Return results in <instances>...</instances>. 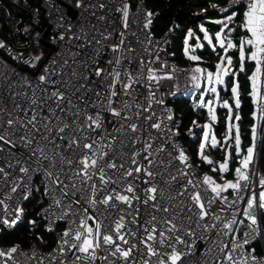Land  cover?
Here are the masks:
<instances>
[{"label": "built area", "instance_id": "obj_1", "mask_svg": "<svg viewBox=\"0 0 264 264\" xmlns=\"http://www.w3.org/2000/svg\"><path fill=\"white\" fill-rule=\"evenodd\" d=\"M37 1L8 0L14 13L7 19L4 31L0 28L2 52H0V131L13 133L10 138L16 145L10 148L9 145L0 142L4 149L0 151V167L7 173L6 176L0 173V202H2L0 203V235L3 232L15 231L24 203L40 193L43 202L36 218L41 221L42 230L52 238L38 235L37 240L35 231L29 229L26 244L0 241V251L6 253L0 256V264H88L87 261H75L73 254L75 250L68 251L67 246L63 253L60 251L63 233L69 229L71 221H78L86 215L83 212L84 208H88L87 215H94L102 225L109 228H114L115 222L123 217L126 225L123 231L131 229L137 233L135 237H127L129 244L136 245L127 260L122 259L119 254L110 255L112 246L102 244L96 249V259L92 264H144L145 259H148L149 264H157L159 257L144 255L146 249L140 243L144 235L143 226H148L144 222L150 219L149 214L157 219L175 214L178 223L183 221L181 235L185 240L196 245L192 255L184 257L188 264H217L223 259V254L219 251L220 241L228 242L231 237H225L221 231L217 238V230L222 221H215L211 216L199 221L192 215L189 220L190 211H195L189 199V194L194 189L189 185L187 192H184L182 185L186 180L191 179L202 198L205 200L211 198L214 193L210 190L205 191L207 186L202 183L203 176H212L221 184L226 180L235 181V170L241 167L239 161L247 155L249 148L253 149L252 160L247 169L249 181L241 182L243 187L240 193L241 199L232 208L217 199L216 203L211 205V210L225 219L236 215L238 220H245L243 225L236 226L239 228L237 235L243 243L244 233H248V242L234 255L236 258H240L241 253L249 257L255 256L256 260L249 259L248 264H264V227L261 217L264 209L255 208L254 215L257 218L255 226L242 216L250 195L255 193L258 197L259 193L264 191V185L260 183L264 179L261 170L264 119L261 118L260 104L255 102V113L258 112L255 144L237 154L232 173L230 164L227 172L217 170L216 173H212L193 160H188L191 166L185 168L177 158L186 148L181 136L182 113H176L171 103L176 97L194 91L196 82L191 79L190 71L185 65L173 60L174 53L170 47L177 30L169 28L160 35L155 34L149 25V8L146 0H40L39 5ZM125 8L128 12L127 27L124 26ZM225 9L227 11H224ZM196 10L201 14L215 12L220 15L235 12L234 22L229 25L234 31L228 33L225 30V34L230 36L232 42L236 40L237 28L240 26L244 29L243 17L247 10L244 0L209 1L207 9L196 8ZM42 13L50 24L46 39L52 46V48L46 46L50 55L44 63L42 62L48 53L41 46L44 45L41 39L45 29ZM114 48L117 50L113 51ZM117 61L119 64L116 63ZM150 69L155 71L157 80L148 79ZM97 70H102L101 75L95 74ZM116 72L120 73L119 79L123 83H132L128 77L129 73L139 80L128 89V95H124L121 84L116 83L117 96L111 97L113 103L109 106L108 93L113 84V75L110 73ZM40 76L46 77L44 82L39 80ZM168 76H171V79H168ZM202 87L200 83L198 88ZM258 88L260 94L264 95V71L261 73ZM53 92L64 95L65 99L62 103H58L57 98L51 96ZM97 92L99 96L96 95ZM153 93L155 95H152ZM33 98L37 100L39 106L31 104ZM125 102L130 107L125 108ZM109 107L119 111L120 116L112 115ZM49 109L53 111L50 112ZM145 109L149 110L145 111ZM33 114L37 116L38 126L51 125L52 130L48 139L54 142L45 146V141L40 139V134L44 132V128L41 127V133H33L29 137L33 139L32 146L35 147L37 142L45 146V153L56 161L55 166L43 159L33 163L37 158L29 159L31 151L21 142V136L30 132L31 127H21L20 120H27ZM97 114L102 127L95 130L86 128V116L96 117ZM9 118L16 121L11 128H7L5 123ZM65 123L77 130L72 132L66 129L65 133L60 134L64 135L65 139L59 140L56 129ZM133 123L138 125L136 132H132L129 127ZM153 123H160V128L150 127ZM80 129L84 130L80 131ZM110 134L117 138L115 143H109ZM73 136L77 139L81 137L90 139L81 140L79 148L74 145V150L68 149L67 141ZM101 136L105 139L95 144L94 150L99 154L100 145L103 144V150L108 152V155L98 159V163L106 165L114 162L118 165L116 169L104 168L106 178L111 177L115 184L110 181L106 186L102 185L95 169H89L90 173H96L92 176V180L82 183V177L75 175L80 167L76 161L85 151L82 144L91 142L92 139H99ZM144 141L152 144L149 150L151 163L144 159L148 154L141 146ZM161 148L163 151L160 150ZM136 150L141 153L135 157L139 165L142 169L148 167L154 173L153 177H148L143 170L140 173L134 172L133 176L125 175L126 169H135L137 166L131 163ZM62 157L71 159L72 164L65 163ZM8 164L11 167H8ZM120 164H123L124 168H119ZM21 166L28 168L26 174L20 172ZM49 172L52 173L51 177L48 175ZM182 172H186L187 175H181ZM57 176L61 183L55 182ZM172 176H176L177 179L172 180ZM145 180L148 183H145ZM73 183L76 185L75 189L72 188ZM93 183L96 184L97 201L109 194L135 196L139 199H132L131 207L115 199L108 205L100 203L90 205L86 201L89 197L90 185ZM153 184L158 188L157 200L149 201L145 205L143 201L149 195L145 189L152 187ZM129 185L135 190L133 193L126 191ZM13 188L16 190L13 191ZM65 192H67L66 196ZM178 192H184V195H178ZM221 195L227 197L228 201L237 199L236 193L231 189ZM56 200L60 201L59 206L54 203ZM77 200H79L78 204L71 205L72 213L62 215L68 211L69 201ZM153 204L158 208L167 207L169 212L157 211L152 207ZM222 206L225 211L220 213ZM134 219L135 223H133ZM34 221L30 219L29 223L32 225ZM88 223L93 225L92 220ZM212 223H216L217 228L203 229L202 225ZM198 224L201 226L198 227ZM162 226L166 227L157 225L158 228ZM102 231L111 234L107 233L106 229ZM188 231L193 233L191 237L186 235ZM122 246L128 247L127 244ZM155 246L161 254L172 251L171 247L162 248L158 241ZM175 247L181 252L187 251L183 245L177 244ZM12 248H16V252L7 255ZM75 254L83 255V253ZM105 256L107 260L102 259ZM164 258L167 260V257Z\"/></svg>", "mask_w": 264, "mask_h": 264}, {"label": "snow or ice", "instance_id": "obj_2", "mask_svg": "<svg viewBox=\"0 0 264 264\" xmlns=\"http://www.w3.org/2000/svg\"><path fill=\"white\" fill-rule=\"evenodd\" d=\"M246 3V12L244 13V22L242 27L247 30V33L249 34L247 38H241L239 40V43H233L232 39L229 35L225 34V30L228 31V33H231L234 31V29L230 28L229 25L234 22V17L236 15L235 12H233L231 15H228L226 18L214 21V23L221 25V29L215 33V39L221 49L224 51V55L220 58V61L215 65V71H208L206 69L196 67L193 69L194 73H199V75H193L191 79L196 82V87H200L201 81H205L208 85L207 89L203 93V95H207L208 93L215 94L218 96L217 87L216 85H223L225 83V77L231 75L235 77L237 75V70H234L233 65V58L228 55V51L230 49H236L239 54V60H240V66L239 70H243V64L246 60H250L255 62V72L250 77V80L252 81V96L257 100V103L260 104V112H261V118L264 119V95L260 94L259 88H258V82L261 77L262 71H264V0H244ZM215 7V6H213ZM224 11H227L225 9ZM124 14V21H125V27H127V17L128 12L127 8L123 10ZM150 16L151 13H148ZM150 23V21H149ZM147 26V25H146ZM200 31L204 35V40L208 42V44L213 43V37L209 35L208 30L204 28L203 26L200 27ZM193 32L190 30L188 32V38L193 37ZM197 41H199V37H196ZM187 43V42H186ZM197 47H203L202 44L197 43ZM246 49L248 51L246 52ZM117 48H114L113 51H116ZM194 50V49H193ZM185 53L189 55V58L191 60H199V57L195 55L189 54V48H185ZM119 64V61L116 62ZM102 70H97L96 75H101ZM113 75V84L110 86V91L108 93L109 96V106L113 103L111 97L117 96V92L115 91V84L120 83L121 89L123 91L124 95H128V89H131L134 84L138 83L139 78L133 77L131 73L128 74L129 79L132 81V83H123L120 81V73L116 72ZM168 79H171V76L167 77ZM46 79L45 76H40L39 80L41 82H44ZM150 80H157L158 78L155 75V71L150 69L149 70V77ZM233 97L235 99V107L238 109L240 107V97H239V84L235 83L234 86L231 89ZM97 96H99V93H96ZM152 95H155L154 93ZM51 96H54L57 98L58 103H62L65 99L64 95L59 92H53L51 93ZM162 103V101H161ZM215 103L214 100H208L205 101L204 99L200 100V105L208 109V114L210 116L211 121L216 120V114H215V107L213 106ZM32 105H38V102L35 98L31 100ZM19 107V105H17ZM130 107L125 102V108ZM221 107L229 109V113L232 111V106L229 105L227 101H224L223 104H221ZM150 108V104H149ZM149 109H145V111H148ZM50 112H52V109H49ZM109 111L112 115L120 116V112L116 111L115 109H112L109 107ZM171 118V117H169ZM43 119V118H42ZM59 119V117H57ZM126 119V118H125ZM146 119H151V117H146ZM232 117L229 115V120H231ZM235 119L238 121L240 119L239 115H236ZM100 117L99 114H97L96 117L93 116H86L85 118V127L88 129L95 130L96 128L102 127L101 123L99 122ZM90 122V123H88ZM7 128H11L14 123H16L15 120L12 118H9L6 122ZM195 123V122H194ZM21 127L30 126L31 131L26 133L25 135L21 136V142L25 148H29L31 151V157H36L37 159L33 161V163L38 162L40 159L47 160L49 164L55 166L56 161H53L46 153H45V146L52 144L54 141L48 139V135L51 132V125L50 124H43L41 126H38L37 122V116L36 114H33L29 119L27 120H20ZM41 127L44 128V132L41 133ZM132 132H136L138 129V125L131 124L129 125ZM150 127L159 129L160 123H153L150 125ZM208 129V131L204 132L203 134V143L199 146V153L198 155L208 164H214L215 162L210 159L207 155L204 154V149L206 146L216 147L218 145V142L216 140L215 135H211L212 125L211 123L204 126ZM232 127H236V134H235V147L236 150L239 151L240 148V134H239V128L236 125H230L229 130L231 131ZM66 129L75 132L77 129H72L69 124H63V126L56 129L59 140H64L65 136L60 135L65 133ZM84 129H80V131H83ZM253 131H255L253 129ZM33 133H41L40 139L45 141V146H41L38 142L35 147H33V139L29 138L33 135ZM13 135V133H8L7 131H0V142L3 144L9 145L10 148L16 147V145L13 143L10 136ZM111 139L109 140V143H115L116 137L114 135H111ZM90 138L88 137H81L80 139H77L75 136H73L72 139L67 141L66 147L68 149H73V146L75 145L77 148L81 146V140H88ZM105 137L101 136L99 139H92L91 142H85L82 144L83 151L80 158L76 161V163L80 166L76 172L75 175L77 177H82V183H87L88 181L92 180V176L96 173L99 174V179L101 181L102 185H107L110 181L111 183L115 184V181L111 180V177L106 178V174L104 171V168H112L116 169L118 165L114 162H109L106 165H102L98 163V159H102L104 156L108 155V152L104 151V145L101 144L99 151V154L94 150V145L97 143H100V141L104 140ZM121 144L123 145V142L121 141ZM142 148H144V152L148 153L144 156L145 160H149V156L151 153L149 150L152 148V144L144 141L142 143ZM229 147H231L229 145ZM2 145H0V151H3ZM74 150V149H73ZM163 151V149H160ZM140 151L136 150L134 152V155L131 159V163L134 165H137L135 169H126L125 175L126 176H133V173H140L142 170L145 172V174L148 177H153L154 173L148 168L142 167L139 165L138 161L136 160V156L140 155ZM231 153H226V157L230 155ZM253 155V149L249 148L247 150V155L239 161L241 167L236 168V179L235 181L232 180H226L223 184L217 183L215 179H213L212 176L204 175L202 179V183L206 185L205 191H211L214 193V196L211 198L205 200L202 198L200 191L197 189L196 185L193 184V181L191 179H188L184 182L182 187H184V192H187V186H192L194 191L189 194V199L192 202L195 211H190L189 220H191V216L194 215L198 218L199 221L206 220L208 217H212L215 221H222L220 224V227L217 230V238H219L220 232L223 231V235L225 237H231V239L228 242L220 241L219 243V251L223 254V259L219 260L217 264H248V260L251 259L253 261L256 260L255 256L249 257L248 255L241 253L240 258L235 257V253L238 249H242L243 245L248 242L247 237L248 233H244L243 243L240 242L241 238L237 235L239 228L236 227L237 225H243L245 223L244 219H237L236 215L231 216L230 218L225 219L222 215L212 212L211 205L216 203L217 199H220L224 201L229 208H232L233 205L237 204L238 201L241 199L240 193L243 190L242 181H249V175L247 174V169L249 167V163L252 160ZM184 165L185 168L190 167L191 165L188 164V158L184 154L183 151H181L177 157ZM65 163L71 165L72 161L71 159H68L66 157H62ZM20 163V161H17ZM149 163L151 161L149 160ZM5 164H7V161H5ZM8 167H11L10 164L7 165ZM228 162L227 158L225 159V162L218 164V169L214 167L212 170L213 172H216L219 170L220 172H227L228 171ZM119 168H124L123 164L119 165ZM89 169H95L96 173H90ZM20 172L27 173L28 168L27 167H20ZM0 173H3L5 176L7 173L4 172V168L0 167ZM49 177L52 176V173H48ZM181 175L186 176V172H182ZM172 180H176V176L171 177ZM56 183H61L59 180V177H56ZM145 183H148L147 180L144 181ZM262 185H264V179L260 181ZM67 187V185H65ZM76 185L73 183L72 188L75 189ZM229 189L233 190L236 193L237 199L233 201H228L227 197L222 196L221 194L223 192L228 191ZM16 189L13 188V191ZM101 191H103V188H101ZM126 191L129 193H133L135 190L129 185L126 188ZM147 193H149L148 197L143 201L145 205L149 203V201H156L157 196L156 193L158 191V188L155 184H153L152 187L145 189ZM162 191V189H161ZM184 192H178V195L183 196ZM75 194V192L73 193ZM64 195H67V192L64 193ZM96 184L93 183L90 185V192L89 197L87 199V203L90 205H94L96 203H100L103 205H108L113 199L116 201L128 204L129 207H131L132 199H139V197H129L128 195L123 194H116L115 196H112L111 194L102 197L99 201L96 200ZM2 203V202H0ZM56 205H60V201L56 200L54 201ZM73 203L78 204L79 200L72 202L69 201L68 204V211L62 213V215H70L72 213V207L71 205ZM207 205V206H206ZM152 207L156 209L157 211H163L165 213L169 212V209L167 207L158 208L157 205L153 204ZM259 207L260 209H264V191L260 192L258 197L255 193H252L249 197V199L246 201V208L244 209L242 216L245 217L248 221L251 222L252 226H255L257 224V218L254 215L255 208ZM225 211V208L222 206L219 210L220 213H223ZM83 212L86 214L84 217L80 218L78 221L73 220L71 221L70 227L68 230H66L63 233L62 237V243L60 246L61 253L64 252L65 246H67L68 251H73L75 256V261H87L88 264H92V261L96 259V249L100 248L101 245H107L112 246V251L109 253L112 256H116L119 254V256L122 259L127 260L131 254L133 249L136 247L134 244H129V241L127 239L128 236L135 237L137 233L135 231H132L131 229H128L127 231H123L126 229V225L124 223V218L121 217L118 221L115 222L114 228H109L106 225H102V223L97 220V218L94 215H87L88 208H84ZM150 215V219L148 221H145V225L143 226L144 235L141 237L140 243L144 246L146 249V255L147 257L151 256H157L159 257L157 264H188L187 261L184 260V257L192 255L193 251L196 248V245L193 243H190L189 241L185 240L183 238V235H181L183 229L181 225L183 224V221H179V223L176 220L175 214H172L169 217H161L160 219H157L155 216ZM89 220L93 221V225H90L88 223ZM7 223V221H5ZM135 219L133 220V223H135ZM164 225L166 227H157V225ZM200 227L201 225H197ZM204 230H207L209 228H217L216 223L212 224H204L202 225ZM102 229H106L107 233L102 231ZM188 237H191L193 233L191 231H188L186 233ZM159 242L160 246L163 247H171V252H165L161 254L158 249L156 248V243ZM127 244L128 247L125 248L122 245ZM183 245L185 249H187L186 252H181L179 249L175 247V245ZM16 248H12L7 255H10L13 252H16ZM75 253H83V255H76ZM6 253L0 251V256H4ZM167 257V260L164 258ZM102 259L107 260V256L103 257ZM144 264H149L148 259H145Z\"/></svg>", "mask_w": 264, "mask_h": 264}, {"label": "trees", "instance_id": "obj_3", "mask_svg": "<svg viewBox=\"0 0 264 264\" xmlns=\"http://www.w3.org/2000/svg\"><path fill=\"white\" fill-rule=\"evenodd\" d=\"M209 1H222V0H146L149 8V13H151V15L149 16V21H150L149 25L154 33L162 34L166 29L169 28H175L177 30L176 35L173 37V42L170 49L172 53H174V56L177 59L178 63L184 64L183 63L185 60L184 42L187 33L191 29H196V28L198 29L201 22L204 21V18L209 13H213V12H209L206 14H201L199 11L196 10V8H200L202 10L207 9ZM238 18L239 19L241 18L240 13ZM209 24L214 29L220 28V25L217 26L216 23L214 22L213 23L209 22ZM235 35H236L235 42H239V40L244 35V32L243 33L241 32L240 26L237 28ZM41 46L43 47L45 52L48 53L49 48H47L45 45H41ZM199 52L202 58L205 59L202 61V63L215 70V65L219 62L222 52L220 50H214L210 45H206L202 50H199ZM237 61L239 60L236 59L234 61V65L235 63H237ZM254 67H255V62L246 60L245 66L242 71H240L239 68H235L238 72L237 80L240 82L241 88H245L247 87V85L249 86V84L251 83L250 77L254 70ZM233 84H234V77L230 75L227 78L226 89L221 88L223 96L228 97L231 101H233V94L231 91ZM190 94L191 92L176 97L171 104L176 113L178 112L182 113L183 123L181 127V136L186 145L185 150L192 152L194 156H197L199 145L202 142V138H203L202 128L198 126V123L203 124L207 120V110L203 106L197 104L196 102V99H198L199 96H201V93L196 94L194 99L193 97L190 96ZM239 95L242 101V105L239 112L238 113L235 112L232 119L234 120L236 115L239 114L240 119L238 121L236 120V122H240L241 125H243L245 122H249L253 120L252 115L255 114V106H254L252 92L249 94L248 92L244 93L243 90H240ZM227 117H228V113L226 112L225 109H221V108L217 109L216 131L219 135H221L222 132L226 129ZM243 135H244L243 144L247 143L246 144L247 147L243 148V150H246L248 147L252 145V143H248L249 137L246 134ZM222 138L224 137L222 136ZM229 145L231 147H229ZM234 147H235L234 142H230V141H227L226 143H221L216 147L206 146L205 152L215 163L210 165L203 162L200 163L199 165L208 168L212 173H216L213 172L212 169L214 167L218 168V162L224 161L226 159V153L230 149L231 152L233 153L230 158V167L232 173L236 164L235 157H237L236 152L235 153L233 152ZM261 170L264 173V144L261 154ZM37 195L42 196L40 193ZM37 195H34L29 200H27L24 203L23 208L27 203L31 204L33 200H35V197ZM42 202L43 199L42 198L39 199L38 202L32 205V208L30 212H28V214L26 215V218L23 219L19 218V220L16 223L17 225L14 232H4V233H14L13 239L7 238L5 236L2 237L1 234L0 241L5 243L19 242L22 244H26L28 241L27 231H29V229H33L35 231L36 239L38 238V235H43L44 237L49 239L50 235H47L42 230L41 221H39L36 218L37 211L40 208ZM261 217H262V224L264 227V211H262ZM30 219L35 220L32 225L29 223Z\"/></svg>", "mask_w": 264, "mask_h": 264}, {"label": "rangeland", "instance_id": "obj_4", "mask_svg": "<svg viewBox=\"0 0 264 264\" xmlns=\"http://www.w3.org/2000/svg\"><path fill=\"white\" fill-rule=\"evenodd\" d=\"M0 28L2 31H4L5 29V23L7 21V19L9 18L10 15H12L14 13V10L11 8V6L8 4V0H0ZM228 15H231L230 13L229 14H225V15H220V14H217V13H209L205 18H204V21L201 22V24L199 25L198 29H191V31L193 32V37L192 38H188V33L185 37V42H184V54H185V60H184V64L187 66V68L189 69L190 71V76L192 77L193 75H199V73H194L193 72V69H195L196 67H200V68H203V69H206L208 71H215L213 70L212 68H210L209 66L205 65L204 63H202L203 60H205L204 58H202L199 50H202L206 45H210L208 44L207 41L204 40V35L203 33L200 31V27L203 26L204 28H206L208 30V33L210 36L213 37V43L210 45L214 50H220L222 52L221 54V57L224 55V51L223 49H221L215 39V33L217 31H219L221 29V25H220V28H212L209 24V22L213 23L214 21H217V20H221V19H224L226 18ZM242 30V29H241ZM244 30H242V33H243ZM245 34V33H244ZM249 35V34H248ZM196 37H199V41H197ZM242 38H245L244 35ZM194 40V41H193ZM187 42V43H186ZM197 43L199 44H202L203 47H197ZM233 43H236L238 44L239 42H233ZM189 48V54L190 55H195L197 57H199V60H191L189 58V55H187L185 53V48ZM194 49V50H193ZM248 51V49H246V52ZM228 55L231 56L233 58V69L236 70L235 66H236V63L234 65V61L236 59L239 60V54H238V51L236 49H233V51H228ZM220 57V58H221ZM174 61L177 62V59L176 58H173ZM220 61V60H219ZM238 62V61H237ZM245 66V62L243 64V68ZM239 68V67H238ZM238 73V72H237ZM230 76V75H229ZM225 77V83L223 85H216L217 87V92H218V96H216L215 94H212V93H208L207 95H203V93L205 92V90L207 89L208 85L206 84L205 81H201L203 87L201 89H199L198 87L195 88L194 91L191 92L190 96L195 97L196 94L198 93H201V96H199L198 99H196V102L197 104L200 105V100L201 99H204L205 101H208V100H214L215 103H214V107H215V114H216V118H217V109L218 108H221V109H225L226 112L228 113V117H227V125H226V129L222 132L221 135H219L216 131V120L215 121H211L210 119V116L208 114V109L205 108L207 110V120L202 124V123H198V126L202 128V134H204V132L208 131L207 128H205L204 126L211 123L212 125V130H211V135H215L216 137V140L220 143H218V145H220L221 143H226L227 141H230V142H234V145H235V134H236V127H232L231 128V131L229 130L230 128V125H236L238 126L239 128V134H240V148H239V151H236V154H239L241 150H243V148H246V144H243V139H244V135L243 134H246L249 138H248V143H252V145L255 144V138H256V134H257V123H258V112L256 111V113L254 115H252L253 117V120L249 121V122H245L243 125H241L240 122H236V119H231L229 120V115H231V117H233V115L235 114V112H239L240 108H241V105H242V101H241V98H240V107L237 109L235 107V99L233 97V101H231L228 97H224L223 96V93H222V90L221 88H224L226 89V85H227V78L229 77ZM238 78V75H236L234 77V84L235 83H238L239 84V94H240V90H243V92L245 93H251L252 92V82L249 84V86L247 85V87L245 88H241L240 87V82L237 80ZM233 84V86H234ZM250 91V92H249ZM240 97V95H239ZM255 99V98H254ZM224 101H227L229 103V105L232 106V111L231 113H229V109L227 108H224V107H221V104H223ZM255 101H257L255 99ZM201 106V105H200ZM239 115V114H238ZM240 116V115H239ZM253 129L255 131H253ZM197 130V129H196ZM222 136L224 138H222ZM203 143V138H202V142ZM200 143V144H201ZM200 146V145H199ZM184 154L186 155V157L188 158V160H193L195 161L196 163L200 164V163H206L208 164L207 162H205L198 154L197 156H194V154L192 152H189V151H186V150H183ZM198 153H199V149H198ZM227 153H231L230 155H228L226 158H227V162H228V165L230 164V158H231V155L233 154L231 152V150L229 149ZM204 154L207 155V153L205 152V149H204ZM208 156V155H207ZM209 157V156H208ZM210 158V157H209ZM211 159V158H210ZM222 162H225L224 161H219V163H222ZM41 186V184H40ZM42 187V186H41ZM37 195V194H36ZM42 196H39L37 195L35 197V200H33V202L31 204L27 203L24 208H22L21 210V217L20 219H23V218H26V215L28 214V212H30L31 208H32V205L35 204L36 202L39 201V199H41ZM5 236L7 238H14V233H2V237ZM1 238V236H0Z\"/></svg>", "mask_w": 264, "mask_h": 264}, {"label": "water", "instance_id": "obj_5", "mask_svg": "<svg viewBox=\"0 0 264 264\" xmlns=\"http://www.w3.org/2000/svg\"><path fill=\"white\" fill-rule=\"evenodd\" d=\"M30 2H33V0H30ZM39 2H40V0H38L37 1V4L39 5ZM42 17H43V22H44V25H45V29H44V32H43V37H42V39H41V42L45 45V46H47V47H50V48H52V46H51V44L47 41V39H46V35L48 34V32H49V30H50V24L48 23V21H47V19L44 17V14L42 13V15H41ZM217 26L219 25V24H216ZM1 52V51H0ZM2 53V52H1ZM4 55V54H3ZM50 55V52L46 55V57H45V59L43 60V62L42 63H44L45 61H46V59L48 58V56ZM240 66V60L236 63V68H238ZM233 152L235 153L236 152V147H234V149H233ZM235 159H236V157H235ZM29 200V199H28Z\"/></svg>", "mask_w": 264, "mask_h": 264}, {"label": "crops", "instance_id": "obj_6", "mask_svg": "<svg viewBox=\"0 0 264 264\" xmlns=\"http://www.w3.org/2000/svg\"><path fill=\"white\" fill-rule=\"evenodd\" d=\"M245 34H244V37L245 38H247L248 37V33H247V30L246 29H244V31H243ZM255 72V67H254V70H253V72H252V74H251V76L253 75V73ZM252 82V81H251ZM253 100H254V102H255V99H254V97H253Z\"/></svg>", "mask_w": 264, "mask_h": 264}, {"label": "bare ground", "instance_id": "obj_7", "mask_svg": "<svg viewBox=\"0 0 264 264\" xmlns=\"http://www.w3.org/2000/svg\"><path fill=\"white\" fill-rule=\"evenodd\" d=\"M213 13H215V12H213ZM242 30H244V29H242ZM242 30H241V32H242ZM237 31V30H236ZM156 34V33H155ZM160 35V34H159ZM236 36V35H235ZM236 41V40H235ZM174 58H175V56H174ZM176 62V61H175ZM178 63V62H177ZM181 64V63H180ZM184 65V64H183ZM186 66V65H185ZM187 67V66H186ZM256 102V101H255ZM255 102H254V106H255ZM236 165V164H235ZM208 169V168H207ZM263 172V171H262Z\"/></svg>", "mask_w": 264, "mask_h": 264}]
</instances>
